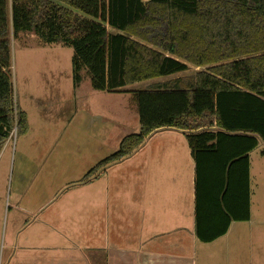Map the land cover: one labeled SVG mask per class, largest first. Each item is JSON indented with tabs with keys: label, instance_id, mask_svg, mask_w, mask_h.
<instances>
[{
	"label": "trees",
	"instance_id": "obj_1",
	"mask_svg": "<svg viewBox=\"0 0 264 264\" xmlns=\"http://www.w3.org/2000/svg\"><path fill=\"white\" fill-rule=\"evenodd\" d=\"M9 15L14 36L32 32L73 48L75 87L86 70L93 89L136 97L140 132L85 178L132 155L152 132L174 128L196 163L198 239L211 242L231 221L250 219V152L264 144V0H0V152L15 128L29 129L14 100ZM190 64L200 70L177 76ZM208 197L226 220L213 233L203 224Z\"/></svg>",
	"mask_w": 264,
	"mask_h": 264
},
{
	"label": "crops",
	"instance_id": "obj_2",
	"mask_svg": "<svg viewBox=\"0 0 264 264\" xmlns=\"http://www.w3.org/2000/svg\"><path fill=\"white\" fill-rule=\"evenodd\" d=\"M158 130L132 154L137 177L128 186L130 200L114 182L97 181L75 196L82 200V208L76 207L81 213L34 220L14 214L0 264H264V147L253 171L255 149L250 152V219L233 220L224 235L203 242L196 234V163L190 146L181 131ZM17 176L16 206L25 179L20 170ZM120 199L127 204H118ZM201 206L203 224L212 233L224 227L217 200L205 198Z\"/></svg>",
	"mask_w": 264,
	"mask_h": 264
},
{
	"label": "rangeland",
	"instance_id": "obj_3",
	"mask_svg": "<svg viewBox=\"0 0 264 264\" xmlns=\"http://www.w3.org/2000/svg\"><path fill=\"white\" fill-rule=\"evenodd\" d=\"M8 21L14 100L16 107L27 113L29 129L25 134H18L15 128L1 149L7 148L0 155V185L3 184L0 187V248L10 243L14 214H24L34 220L49 219L48 215L54 213L83 212L76 210L83 203L75 196L89 183L111 185L114 182L113 186L117 184L130 200L133 190L128 186L137 177L133 171L134 155L90 178L85 176L100 160L117 151L124 137L140 132L138 103L133 93L95 90L86 70L81 72L79 87H75L72 47L46 43L32 32L14 36L10 15ZM199 70L190 64L187 72L177 76L192 75ZM166 79L143 81L124 90L146 89ZM162 132H168V128L157 131ZM263 147L260 143L252 153V171L260 166ZM19 170L25 179L18 191L22 192V200L16 206L21 199L15 196ZM255 180L253 174L254 192ZM121 201L127 204L123 199L118 204ZM50 223L55 222L50 220ZM66 223L75 225L71 221Z\"/></svg>",
	"mask_w": 264,
	"mask_h": 264
}]
</instances>
